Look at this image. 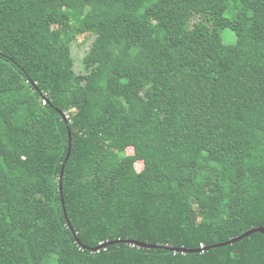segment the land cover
I'll return each mask as SVG.
<instances>
[{"label": "trees", "instance_id": "1", "mask_svg": "<svg viewBox=\"0 0 264 264\" xmlns=\"http://www.w3.org/2000/svg\"><path fill=\"white\" fill-rule=\"evenodd\" d=\"M257 228L264 0H0V264H264L212 247Z\"/></svg>", "mask_w": 264, "mask_h": 264}, {"label": "rangeland", "instance_id": "2", "mask_svg": "<svg viewBox=\"0 0 264 264\" xmlns=\"http://www.w3.org/2000/svg\"><path fill=\"white\" fill-rule=\"evenodd\" d=\"M221 37L223 40V43L225 44H232L235 42V35L234 33L230 30V29H224L221 32ZM82 51L83 49H74V54L76 55V57L79 59L82 56ZM80 67L79 62H77L75 64V70L78 71ZM132 150L131 149H127L126 150V154H131ZM136 168L139 169L140 168V164H136Z\"/></svg>", "mask_w": 264, "mask_h": 264}, {"label": "water", "instance_id": "3", "mask_svg": "<svg viewBox=\"0 0 264 264\" xmlns=\"http://www.w3.org/2000/svg\"><path fill=\"white\" fill-rule=\"evenodd\" d=\"M62 116H63L64 120H66V118L64 117V115H62ZM60 177H61V175H60ZM59 190H61V189H59ZM255 232H261V233H264V230H263L262 228L251 229V230H248L247 232H245L244 234H242L241 236H239V237H237V238L230 239V240H228V241L225 242V243L217 244V245H214V246H212V247H218V246H224V245L232 244V243H234V242H236V241H238V240H241V239H243L244 237H246V236H248V235H250V234H252V233H255ZM113 243H115V242H113ZM107 244H108V243L103 244V245H100V246H99L98 248H96L95 250H97V249H99V248H104V247H106ZM137 244H138L139 246H143V247H146V248H155V247H157V246L148 245V244H141V243H137ZM174 250H175V249H174ZM176 251L186 252V250H184V249H177ZM200 251H202V250H198L197 252H200Z\"/></svg>", "mask_w": 264, "mask_h": 264}, {"label": "built area", "instance_id": "4", "mask_svg": "<svg viewBox=\"0 0 264 264\" xmlns=\"http://www.w3.org/2000/svg\"><path fill=\"white\" fill-rule=\"evenodd\" d=\"M200 248H201V249L203 248V245H202V244L200 245Z\"/></svg>", "mask_w": 264, "mask_h": 264}, {"label": "clouds", "instance_id": "5", "mask_svg": "<svg viewBox=\"0 0 264 264\" xmlns=\"http://www.w3.org/2000/svg\"><path fill=\"white\" fill-rule=\"evenodd\" d=\"M65 117V116H64ZM66 118V117H65Z\"/></svg>", "mask_w": 264, "mask_h": 264}]
</instances>
